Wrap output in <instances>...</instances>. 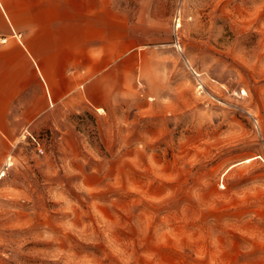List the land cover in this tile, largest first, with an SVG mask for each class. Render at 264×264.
Instances as JSON below:
<instances>
[{
  "label": "rangeland",
  "instance_id": "rangeland-1",
  "mask_svg": "<svg viewBox=\"0 0 264 264\" xmlns=\"http://www.w3.org/2000/svg\"><path fill=\"white\" fill-rule=\"evenodd\" d=\"M88 1L120 56L10 145L0 264H264V0Z\"/></svg>",
  "mask_w": 264,
  "mask_h": 264
},
{
  "label": "crops",
  "instance_id": "crops-1",
  "mask_svg": "<svg viewBox=\"0 0 264 264\" xmlns=\"http://www.w3.org/2000/svg\"><path fill=\"white\" fill-rule=\"evenodd\" d=\"M104 16V2L0 0V167L42 116L97 93L120 56L118 28L115 37Z\"/></svg>",
  "mask_w": 264,
  "mask_h": 264
},
{
  "label": "bare ground",
  "instance_id": "bare-ground-1",
  "mask_svg": "<svg viewBox=\"0 0 264 264\" xmlns=\"http://www.w3.org/2000/svg\"><path fill=\"white\" fill-rule=\"evenodd\" d=\"M11 165H12V163L11 162H8L7 167L9 168ZM2 175H3V173L1 174V176Z\"/></svg>",
  "mask_w": 264,
  "mask_h": 264
},
{
  "label": "built area",
  "instance_id": "built-area-1",
  "mask_svg": "<svg viewBox=\"0 0 264 264\" xmlns=\"http://www.w3.org/2000/svg\"><path fill=\"white\" fill-rule=\"evenodd\" d=\"M5 42V40L4 39H0V43H4ZM40 151V153L42 152V150H39Z\"/></svg>",
  "mask_w": 264,
  "mask_h": 264
},
{
  "label": "snow or ice",
  "instance_id": "snow-or-ice-1",
  "mask_svg": "<svg viewBox=\"0 0 264 264\" xmlns=\"http://www.w3.org/2000/svg\"><path fill=\"white\" fill-rule=\"evenodd\" d=\"M221 187H223V185H221Z\"/></svg>",
  "mask_w": 264,
  "mask_h": 264
}]
</instances>
